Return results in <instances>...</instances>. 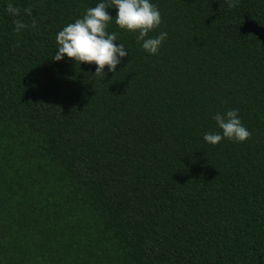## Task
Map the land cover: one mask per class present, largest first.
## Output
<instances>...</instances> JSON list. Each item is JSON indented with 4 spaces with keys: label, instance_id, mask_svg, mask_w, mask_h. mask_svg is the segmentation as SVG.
I'll use <instances>...</instances> for the list:
<instances>
[{
    "label": "trees",
    "instance_id": "obj_1",
    "mask_svg": "<svg viewBox=\"0 0 264 264\" xmlns=\"http://www.w3.org/2000/svg\"><path fill=\"white\" fill-rule=\"evenodd\" d=\"M99 2L0 0V264H264V0H150L155 55L109 8L104 79L54 61ZM231 109L251 138L205 142Z\"/></svg>",
    "mask_w": 264,
    "mask_h": 264
},
{
    "label": "clouds",
    "instance_id": "obj_2",
    "mask_svg": "<svg viewBox=\"0 0 264 264\" xmlns=\"http://www.w3.org/2000/svg\"><path fill=\"white\" fill-rule=\"evenodd\" d=\"M228 7L236 6L235 0H226ZM116 8V25L123 30L138 33L137 41H143L142 47L149 54L155 55L162 42L167 38L166 32H161L154 38L148 37V33L162 23L160 11L150 0H101L95 7H90L82 18L69 23L56 35L58 50L54 61H61L65 56L75 62L95 64V76L105 78L104 69L107 66L109 72H116V67L121 60L128 56V51L123 44L116 43L117 34H109L106 30L113 18L107 9ZM6 11L12 16H19L20 10L11 3ZM26 15H31V8L24 10ZM17 32L28 27L20 20H14ZM32 27H35L33 22ZM130 63V62H129ZM127 67V66H126ZM238 109L228 110L225 114H216L215 120L220 133H205L203 139L211 145L219 144L223 139L244 142L251 138V133L242 124L238 117Z\"/></svg>",
    "mask_w": 264,
    "mask_h": 264
},
{
    "label": "water",
    "instance_id": "obj_3",
    "mask_svg": "<svg viewBox=\"0 0 264 264\" xmlns=\"http://www.w3.org/2000/svg\"><path fill=\"white\" fill-rule=\"evenodd\" d=\"M243 34H252L258 38V40L264 46V28L258 26L255 23L247 22L241 29Z\"/></svg>",
    "mask_w": 264,
    "mask_h": 264
}]
</instances>
